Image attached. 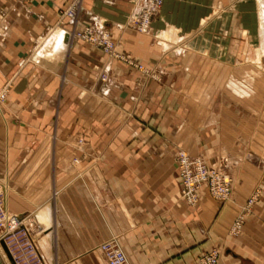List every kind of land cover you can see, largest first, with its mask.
<instances>
[{"label": "crops", "instance_id": "crops-1", "mask_svg": "<svg viewBox=\"0 0 264 264\" xmlns=\"http://www.w3.org/2000/svg\"><path fill=\"white\" fill-rule=\"evenodd\" d=\"M142 1L84 0L77 30L105 27L154 77L70 33L72 0H0V180L25 235L10 253L0 241V264H108L107 242L129 264L213 249L219 264H264V31L250 0H163L148 34L129 26ZM178 149L228 158L229 199L203 186L189 204Z\"/></svg>", "mask_w": 264, "mask_h": 264}, {"label": "built area", "instance_id": "built-area-1", "mask_svg": "<svg viewBox=\"0 0 264 264\" xmlns=\"http://www.w3.org/2000/svg\"><path fill=\"white\" fill-rule=\"evenodd\" d=\"M83 2L84 0H72L69 7L61 11L62 17L68 18L70 23L76 24ZM162 4L163 0L138 2L134 8L132 23H136L140 31L148 32L150 24L160 12ZM76 35L104 48L106 51H111V54L114 52L112 51L113 45L107 37H98L94 32ZM176 161L179 168L181 195L189 204L195 205L198 202V191L203 186H206L209 194L218 201L223 202L229 198L233 177L230 172V160L228 158L222 159L219 165L210 167L201 156L192 155L185 149H178ZM241 223L242 217H239L233 230L238 231ZM19 226L18 216L10 214L6 209L5 186L0 182V241H5L6 244L14 240L20 242L25 235L22 237L17 236ZM28 247L31 249L30 245ZM99 249L104 254L108 264H129L123 249L117 244L112 242L103 243ZM199 264H219L218 251L212 250L201 255Z\"/></svg>", "mask_w": 264, "mask_h": 264}, {"label": "rangeland", "instance_id": "rangeland-1", "mask_svg": "<svg viewBox=\"0 0 264 264\" xmlns=\"http://www.w3.org/2000/svg\"><path fill=\"white\" fill-rule=\"evenodd\" d=\"M249 3H250L251 6L247 7V9H246V11H247L246 12V15H247L248 19L249 20H252V18H255V20H257V23H258L257 24V27H260L259 30L264 31V20H262V18H261V12H262V10H264V0H250ZM262 17H264V16H262ZM70 25H71V29H70L69 32L70 33H73L77 38H80V39H82L84 41H86V40L83 39V38H81V37H79L76 34H79V33H81V34H85V33L88 34L90 32L91 33L94 32L98 37H101V38H106L107 37V39H109V41L113 45V50L112 51L115 52V53L113 52V54H111V51H106L104 48H102V47H100L98 45H95V44H93V43H91L89 41H86V42H88V43H90V44H92V45L100 48L104 53H106L110 57L115 58V59H119L121 61H124V62L128 63L129 65H132V66L136 67V69H138L142 73L148 74L149 76H152V77L155 76V74L153 72H151V70L147 69L146 67H144L143 65H141L140 63H138V61L132 59L128 55H125V54L120 53L118 51L116 42L113 41L112 38H111V36H110V31L108 29H106L105 27H102V26L100 27L98 25H87V26H84L82 29L77 30V23L76 24L70 23ZM129 26L132 29H134L136 32L148 34L151 31L152 22L150 24V27H149V31L148 32H142V31H140L139 28H138V25L136 23H132L131 22V23H129ZM105 34H106V36H105ZM101 78H102V80H106L107 79V74L106 73H102ZM5 95H6V89H4V90L2 89L0 91V103L3 101ZM53 136L55 137V135H53ZM62 140H63V142L65 144H68V145H71V146H75V147L80 148V149H85V147L87 145H89V140L87 139V137L85 135H83L81 133H68V134H66L63 137ZM0 182L2 183L1 180H0ZM213 250H217V249H213ZM208 252H210V251H208ZM205 253H207V252H205ZM218 253H219V251H218ZM200 257H199V259H200Z\"/></svg>", "mask_w": 264, "mask_h": 264}, {"label": "water", "instance_id": "water-1", "mask_svg": "<svg viewBox=\"0 0 264 264\" xmlns=\"http://www.w3.org/2000/svg\"><path fill=\"white\" fill-rule=\"evenodd\" d=\"M1 243H2V245H3V247H4V249L6 250V252H7V253H10V252H9V249H8L6 243H5V241H1Z\"/></svg>", "mask_w": 264, "mask_h": 264}, {"label": "bare ground", "instance_id": "bare-ground-1", "mask_svg": "<svg viewBox=\"0 0 264 264\" xmlns=\"http://www.w3.org/2000/svg\"><path fill=\"white\" fill-rule=\"evenodd\" d=\"M261 16H264V10H262V12H261Z\"/></svg>", "mask_w": 264, "mask_h": 264}]
</instances>
